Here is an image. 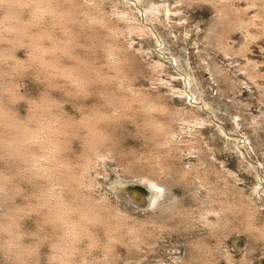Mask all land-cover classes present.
I'll list each match as a JSON object with an SVG mask.
<instances>
[{"label":"rangeland","instance_id":"obj_1","mask_svg":"<svg viewBox=\"0 0 264 264\" xmlns=\"http://www.w3.org/2000/svg\"><path fill=\"white\" fill-rule=\"evenodd\" d=\"M263 231L264 0H0V264H264Z\"/></svg>","mask_w":264,"mask_h":264},{"label":"bare ground","instance_id":"obj_2","mask_svg":"<svg viewBox=\"0 0 264 264\" xmlns=\"http://www.w3.org/2000/svg\"><path fill=\"white\" fill-rule=\"evenodd\" d=\"M136 182V181H135ZM142 182L145 184H147L149 187H152V188H157V189H161V186L154 182V181H151L149 179H143ZM122 183V182H121ZM121 183H117L115 184L114 187H112V190L113 192L121 197L123 200H128L129 202H132V203H137L141 198H142V195L140 193H138L135 189H133L131 186H124L123 184ZM142 183V184H143ZM135 187V186H134ZM151 201V200H150ZM154 201V199H153ZM147 203V202H146ZM128 204V203H127ZM260 237H264V231L261 232V236Z\"/></svg>","mask_w":264,"mask_h":264}]
</instances>
